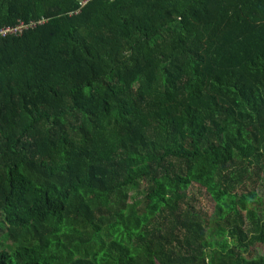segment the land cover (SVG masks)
Listing matches in <instances>:
<instances>
[{
    "label": "trees",
    "instance_id": "trees-1",
    "mask_svg": "<svg viewBox=\"0 0 264 264\" xmlns=\"http://www.w3.org/2000/svg\"><path fill=\"white\" fill-rule=\"evenodd\" d=\"M18 24L0 264H264V0H0Z\"/></svg>",
    "mask_w": 264,
    "mask_h": 264
},
{
    "label": "rangeland",
    "instance_id": "rangeland-1",
    "mask_svg": "<svg viewBox=\"0 0 264 264\" xmlns=\"http://www.w3.org/2000/svg\"><path fill=\"white\" fill-rule=\"evenodd\" d=\"M0 31L2 32L3 30H0ZM204 191L205 190L204 189H201V188L198 190V193H197L198 194V199L200 201H202L203 203H205L207 205H210V202L211 201L210 202L208 201V198H207L208 195ZM256 192H258L259 195L264 196V178L260 182L258 188H256ZM211 204H212V202H211Z\"/></svg>",
    "mask_w": 264,
    "mask_h": 264
},
{
    "label": "built area",
    "instance_id": "built-area-1",
    "mask_svg": "<svg viewBox=\"0 0 264 264\" xmlns=\"http://www.w3.org/2000/svg\"><path fill=\"white\" fill-rule=\"evenodd\" d=\"M23 25L22 24H18L15 27H3L0 30H3L2 32L0 31V35H5V33H9V32H15V31H20L22 29Z\"/></svg>",
    "mask_w": 264,
    "mask_h": 264
}]
</instances>
